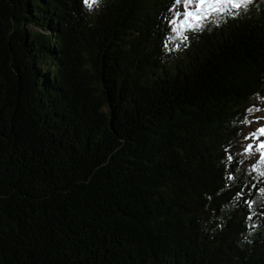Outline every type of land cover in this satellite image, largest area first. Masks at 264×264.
<instances>
[{"label": "trees", "instance_id": "obj_1", "mask_svg": "<svg viewBox=\"0 0 264 264\" xmlns=\"http://www.w3.org/2000/svg\"><path fill=\"white\" fill-rule=\"evenodd\" d=\"M173 5L0 0V264H264V0Z\"/></svg>", "mask_w": 264, "mask_h": 264}, {"label": "snow or ice", "instance_id": "obj_2", "mask_svg": "<svg viewBox=\"0 0 264 264\" xmlns=\"http://www.w3.org/2000/svg\"><path fill=\"white\" fill-rule=\"evenodd\" d=\"M252 2L253 0H174L173 7L175 8L182 4L184 10L182 12H174V18L169 21L171 26L170 30L174 34L172 38L180 39V42L183 43L187 40L185 33L200 30L203 27L204 21H207L213 16L220 19L224 15H231L233 14V10L241 9L242 7L246 8ZM83 3L91 8L98 3V0H83ZM165 46L167 47V45ZM255 110L259 111V109ZM247 111L251 113L253 109L250 108ZM242 122L246 124L251 123L247 117ZM261 135H264V126L255 132L249 133L245 139L259 140ZM251 153H259L261 161H264V140H260L258 144L246 145L245 154ZM232 159L233 157L229 155L227 162L230 164ZM253 170L255 171L256 169L254 168ZM260 176L264 177V171L260 172ZM227 179L232 180L234 177L229 173ZM239 195L240 193L237 194V196ZM248 206L251 209V203ZM247 219L252 220V215H249Z\"/></svg>", "mask_w": 264, "mask_h": 264}, {"label": "rangeland", "instance_id": "obj_3", "mask_svg": "<svg viewBox=\"0 0 264 264\" xmlns=\"http://www.w3.org/2000/svg\"><path fill=\"white\" fill-rule=\"evenodd\" d=\"M183 10H181L182 12ZM259 112H258V116L253 118L252 120V128L250 129L249 133L255 132L257 129L261 128L262 126H264V104L258 108ZM259 118V119H258ZM260 140H264V135L260 136L259 140H255V139H247L245 141V146L248 144H258L260 142ZM259 154V153H258Z\"/></svg>", "mask_w": 264, "mask_h": 264}]
</instances>
